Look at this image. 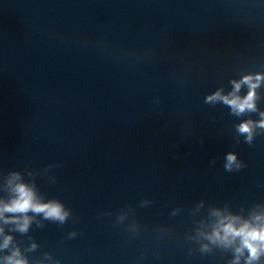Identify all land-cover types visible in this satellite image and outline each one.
Wrapping results in <instances>:
<instances>
[{"label":"water","instance_id":"1","mask_svg":"<svg viewBox=\"0 0 264 264\" xmlns=\"http://www.w3.org/2000/svg\"><path fill=\"white\" fill-rule=\"evenodd\" d=\"M245 0H0V62L160 28Z\"/></svg>","mask_w":264,"mask_h":264},{"label":"clouds","instance_id":"2","mask_svg":"<svg viewBox=\"0 0 264 264\" xmlns=\"http://www.w3.org/2000/svg\"><path fill=\"white\" fill-rule=\"evenodd\" d=\"M261 77L257 76L255 82L250 76H246L242 81L236 82L233 81L234 91L228 95H222L220 91L215 92L213 95H210L206 98V102L214 103L216 101H222L225 105L231 107L232 111L236 115H241L245 112H256V92ZM241 84H247L249 86V92L246 96L241 97L236 93L239 92ZM261 119L258 121L245 120L237 126V131L239 135L245 137V143L252 145L254 135H257L256 129H260L261 133L264 134V112L259 113ZM226 163L224 165L226 171H231L233 165L237 170L245 167V162L238 160L237 153L228 152L226 155ZM16 196L8 203H0V217L3 216L4 212L9 213H18L22 214V222H20V217H17V222L19 230L21 232H26L30 223V217L26 214L29 211L37 214H43L45 219H50L53 221H58L60 224H64L69 217H72V210L66 208L64 204L59 201L51 200L47 203L40 202L33 190L25 184H18L14 189ZM8 222L7 220L5 221ZM224 232V239L227 242H230L228 239L239 237L241 245L236 249L238 254H242L245 249L248 251V260L247 264H252L253 261H256L259 256L264 253V225L254 227L249 223L245 222L239 227L234 226L232 222L223 224L221 226ZM3 230L0 229V232ZM75 232L70 235L75 236ZM216 236H219V233H216ZM11 241V237H6L4 244L0 247H8ZM20 253L18 250L13 251L11 256L6 258L7 264H27L24 259L19 258ZM239 260V255H237V261ZM235 264V262H234Z\"/></svg>","mask_w":264,"mask_h":264}]
</instances>
